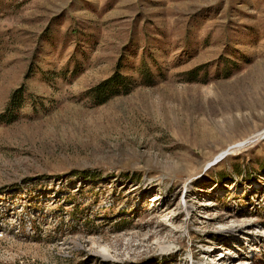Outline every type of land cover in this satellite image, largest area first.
<instances>
[{
    "label": "rangeland",
    "instance_id": "374dc122",
    "mask_svg": "<svg viewBox=\"0 0 264 264\" xmlns=\"http://www.w3.org/2000/svg\"><path fill=\"white\" fill-rule=\"evenodd\" d=\"M2 115L0 264H264V0H0Z\"/></svg>",
    "mask_w": 264,
    "mask_h": 264
},
{
    "label": "trees",
    "instance_id": "16d2710c",
    "mask_svg": "<svg viewBox=\"0 0 264 264\" xmlns=\"http://www.w3.org/2000/svg\"><path fill=\"white\" fill-rule=\"evenodd\" d=\"M126 82L124 79L118 76H113L112 78L106 80L103 84H100L95 90H93V93L91 94L92 100L97 103V105L104 103L107 99V95L116 93L119 90L126 89ZM127 91V90H126ZM128 92V91H127ZM19 96H13L10 100L9 105L14 106V108L20 106V100L18 99ZM19 100V102H18ZM9 116H12V114L9 113ZM3 118V115L0 116V119ZM86 175V174H84ZM83 178H86V176H83Z\"/></svg>",
    "mask_w": 264,
    "mask_h": 264
},
{
    "label": "bare ground",
    "instance_id": "6f19581e",
    "mask_svg": "<svg viewBox=\"0 0 264 264\" xmlns=\"http://www.w3.org/2000/svg\"><path fill=\"white\" fill-rule=\"evenodd\" d=\"M219 219V218H218ZM234 230H238V228H237V226H234L233 225V229H232V231L231 232H233ZM224 257V259H226L227 261H230L231 259H232V256L231 255H224L223 256Z\"/></svg>",
    "mask_w": 264,
    "mask_h": 264
}]
</instances>
